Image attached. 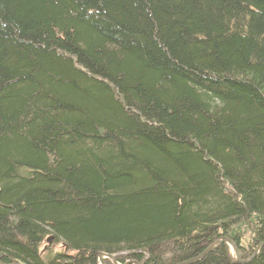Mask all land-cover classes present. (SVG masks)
<instances>
[{
	"label": "trees",
	"instance_id": "16d2710c",
	"mask_svg": "<svg viewBox=\"0 0 264 264\" xmlns=\"http://www.w3.org/2000/svg\"><path fill=\"white\" fill-rule=\"evenodd\" d=\"M221 237L264 241V0H0V264Z\"/></svg>",
	"mask_w": 264,
	"mask_h": 264
},
{
	"label": "water",
	"instance_id": "95a60500",
	"mask_svg": "<svg viewBox=\"0 0 264 264\" xmlns=\"http://www.w3.org/2000/svg\"><path fill=\"white\" fill-rule=\"evenodd\" d=\"M51 242H52V237H49L48 243H51ZM224 242H226L230 246L232 253L234 255V258H235V263H248V262L252 261L258 255V253L261 251V249L264 246V241H263L256 247V249L254 250V252L251 254V256L249 258L243 259L241 257L240 251H239L236 243L231 239H228L226 237H221L218 241H216L211 246H209L204 252H202V253H200V254L196 255L195 257H192L188 260L180 261V262H177L175 264H192V263H195V262L201 260L202 258H204L208 253L214 251L218 246H220ZM103 257H107V258L111 259V261L114 264H118L113 255L107 254V253H100L101 264H105L103 261ZM131 263L140 264L139 261H133V260L128 261L126 264H131ZM10 264H23V263L17 261L15 263H10Z\"/></svg>",
	"mask_w": 264,
	"mask_h": 264
},
{
	"label": "rangeland",
	"instance_id": "374dc122",
	"mask_svg": "<svg viewBox=\"0 0 264 264\" xmlns=\"http://www.w3.org/2000/svg\"><path fill=\"white\" fill-rule=\"evenodd\" d=\"M44 243H46V241L44 242ZM52 243V242H51ZM50 247V253L51 254H54L53 252L54 251H59V250H61V248H60V245H55V247L53 248V247H51V244L50 243H46V245H45V249H47V248H49ZM115 257V256H114ZM106 259H108L111 263H112V261H111V259H109V258H107V257H103V261H104V263L106 264ZM116 259V258H115ZM122 259V258H121ZM190 259V258H189ZM98 260H99V263L101 264V262H100V254H99V256H98ZM123 260V259H122ZM186 260H188V259H186ZM127 263V261H125V262H120L119 261V263L118 264H126ZM131 264H133V263H131Z\"/></svg>",
	"mask_w": 264,
	"mask_h": 264
},
{
	"label": "bare ground",
	"instance_id": "6f19581e",
	"mask_svg": "<svg viewBox=\"0 0 264 264\" xmlns=\"http://www.w3.org/2000/svg\"><path fill=\"white\" fill-rule=\"evenodd\" d=\"M48 241V240H47ZM209 254V253H208ZM117 261V260H116ZM131 261V260H130ZM113 263V262H112ZM117 263H119L118 261H117ZM114 264V263H113Z\"/></svg>",
	"mask_w": 264,
	"mask_h": 264
}]
</instances>
